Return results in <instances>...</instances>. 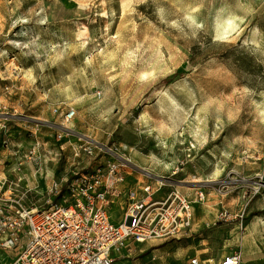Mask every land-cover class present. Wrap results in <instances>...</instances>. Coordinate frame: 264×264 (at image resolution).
<instances>
[{"label": "rangeland", "instance_id": "obj_1", "mask_svg": "<svg viewBox=\"0 0 264 264\" xmlns=\"http://www.w3.org/2000/svg\"><path fill=\"white\" fill-rule=\"evenodd\" d=\"M231 3L241 10L223 0H0V177L21 179L42 206L62 201L54 182L116 157L129 182L120 188L139 198L146 185L151 201L206 193L194 205L199 229L134 244L117 264H219L244 246L264 264V203L249 211L264 198V49L226 47L246 35ZM208 40L219 47L202 48ZM93 141L118 155L88 154ZM128 202L114 198L117 222Z\"/></svg>", "mask_w": 264, "mask_h": 264}, {"label": "built area", "instance_id": "obj_2", "mask_svg": "<svg viewBox=\"0 0 264 264\" xmlns=\"http://www.w3.org/2000/svg\"><path fill=\"white\" fill-rule=\"evenodd\" d=\"M76 111L69 107L65 121L71 122ZM83 149L90 155L101 150L118 155L98 141ZM120 167V159L113 157L104 167L54 182L50 191L65 192L64 197L42 206L33 203L31 188L23 187L21 179L0 177V264H117L134 244L176 238L189 231L194 205L206 200L202 188L193 196L173 191L151 201L152 187L146 185L147 195L139 198L133 190L120 188L125 181ZM121 194L129 202L123 219L116 222L110 208ZM222 217L228 220L232 215L226 212ZM191 263L200 264V260L193 258ZM219 264H242L241 252H229Z\"/></svg>", "mask_w": 264, "mask_h": 264}, {"label": "crops", "instance_id": "obj_3", "mask_svg": "<svg viewBox=\"0 0 264 264\" xmlns=\"http://www.w3.org/2000/svg\"><path fill=\"white\" fill-rule=\"evenodd\" d=\"M223 1H234L237 2L238 8H235L233 3L230 4V17L232 18V24H234V29L239 31V28L245 27L246 28V35L241 40L238 39L235 44L228 45L226 47L229 48H250V49H264V0H223ZM213 40H208V44L206 42L201 46L202 48L210 45H217L219 44H212ZM206 45V46H205ZM221 45V44H220ZM129 182L127 179L120 184L121 187H124L125 184ZM188 195V194H187ZM264 203V198L261 200L259 205L255 203H251L249 206V211L253 212L255 210H260V207ZM113 217V216H112ZM116 221V219L113 217ZM117 222V221H116ZM193 228L199 229L201 226L198 223V210L196 207L193 208ZM241 252L242 255V264H255L254 257L250 254L247 248L244 246L242 249H236ZM220 263V261H219Z\"/></svg>", "mask_w": 264, "mask_h": 264}, {"label": "bare ground", "instance_id": "obj_4", "mask_svg": "<svg viewBox=\"0 0 264 264\" xmlns=\"http://www.w3.org/2000/svg\"><path fill=\"white\" fill-rule=\"evenodd\" d=\"M177 108H178V111L181 112V117H182L183 119H186V118L189 117V111H188V110H186V109H184V108H182V107H177ZM195 128H196V129H199V126L195 125ZM196 132H197V131H196ZM192 146L194 147L193 144H192Z\"/></svg>", "mask_w": 264, "mask_h": 264}]
</instances>
